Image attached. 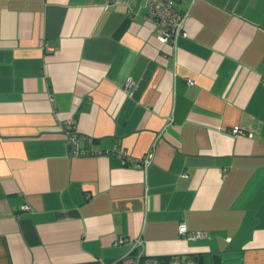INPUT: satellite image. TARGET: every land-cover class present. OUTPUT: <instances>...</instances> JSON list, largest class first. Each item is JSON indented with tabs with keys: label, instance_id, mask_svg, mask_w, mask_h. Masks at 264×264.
<instances>
[{
	"label": "crops",
	"instance_id": "crops-1",
	"mask_svg": "<svg viewBox=\"0 0 264 264\" xmlns=\"http://www.w3.org/2000/svg\"><path fill=\"white\" fill-rule=\"evenodd\" d=\"M105 1L0 0V264H264V0Z\"/></svg>",
	"mask_w": 264,
	"mask_h": 264
},
{
	"label": "built area",
	"instance_id": "built-area-1",
	"mask_svg": "<svg viewBox=\"0 0 264 264\" xmlns=\"http://www.w3.org/2000/svg\"><path fill=\"white\" fill-rule=\"evenodd\" d=\"M114 0H106L104 6ZM175 0H146L148 8V20L155 25H159L162 28L161 34L158 36L161 42H176L180 36L187 35L185 31V21L187 19V11H181L174 5ZM195 0H190L192 4ZM189 82H191L189 80ZM129 84V81L127 82ZM264 83V80H262ZM127 84V85H128ZM233 134H244L237 126L232 128ZM78 134H69L68 140L73 145L72 154H78L81 151L78 149ZM152 159V153L149 151L144 154L138 161V166L145 168ZM24 209L28 206L24 205ZM178 232L184 235L188 239H195L205 235L202 231H189L184 222L178 224ZM141 244V240L135 241V246ZM69 264H198L197 260L190 255H172L168 259L162 260L158 257L145 255L143 250L137 253H127L118 259L110 262L103 261L99 258H95L88 262H76Z\"/></svg>",
	"mask_w": 264,
	"mask_h": 264
},
{
	"label": "trees",
	"instance_id": "trees-1",
	"mask_svg": "<svg viewBox=\"0 0 264 264\" xmlns=\"http://www.w3.org/2000/svg\"><path fill=\"white\" fill-rule=\"evenodd\" d=\"M195 258V257H194ZM196 259V258H195Z\"/></svg>",
	"mask_w": 264,
	"mask_h": 264
}]
</instances>
